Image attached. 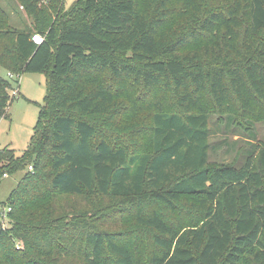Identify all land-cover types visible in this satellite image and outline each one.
Wrapping results in <instances>:
<instances>
[{
  "label": "trees",
  "instance_id": "obj_1",
  "mask_svg": "<svg viewBox=\"0 0 264 264\" xmlns=\"http://www.w3.org/2000/svg\"><path fill=\"white\" fill-rule=\"evenodd\" d=\"M2 1L0 119L15 91L4 73L45 74L47 94L25 153L0 149V183L33 168L7 201L0 264H264V146L239 169H211L204 102L233 122L234 111L262 117L264 0H224L208 13V0H150L147 11L142 0H77L69 11L65 0ZM191 9L192 40L166 39L170 11ZM128 85L161 88L179 108L153 114L149 152L98 139L89 120L117 112ZM183 199L203 214L186 230L144 207ZM115 212L151 234L148 257L104 230L100 217Z\"/></svg>",
  "mask_w": 264,
  "mask_h": 264
},
{
  "label": "rangeland",
  "instance_id": "obj_2",
  "mask_svg": "<svg viewBox=\"0 0 264 264\" xmlns=\"http://www.w3.org/2000/svg\"><path fill=\"white\" fill-rule=\"evenodd\" d=\"M0 2L4 4L2 0ZM223 2L224 0H208L209 7H204L205 12L208 13L218 8ZM76 3L77 0H65V10L69 11ZM140 4L145 11L151 7L150 0H142ZM196 4H198L197 1ZM172 6L176 5L173 3ZM197 14L193 13L192 9L184 13L177 10L170 11L166 25L162 29L163 36L166 39L180 37L192 40L189 33L197 28L195 20ZM17 18L12 14L13 24L17 23ZM22 18L30 23V19L25 14H22ZM4 76L7 78V73H4ZM13 89L15 93L12 92V103L7 109L6 117L0 119V149L9 148L19 158L29 148L40 107L44 104L47 94L46 75L21 74L19 82L13 81ZM125 89L119 93L122 96L117 100L119 103L117 112L90 117L89 120L98 128V139L106 138L114 145H127L128 149L134 152H149L151 151L153 114L159 110L175 112L179 111V108L161 88L143 90L128 85ZM204 102L211 108L209 110V167L216 169L229 165L241 168L258 145L264 146V113L260 111L262 117L259 121L253 122L246 121L248 119H243L241 113L234 111L231 113L236 119L233 122L234 119L223 117L217 112L208 96H204ZM25 170L2 179L0 183L1 203H7L11 192L28 172L27 168ZM104 203L108 204L109 201ZM144 207L148 211L159 212L167 221L182 230L192 225H199L203 220L199 201L183 199L178 201L173 209L161 203L146 201ZM100 218L101 222L107 224L104 230L121 241L124 240L135 257L146 258L154 250L150 240L151 234L135 228L129 212H115L112 221ZM72 243L74 242L71 241L70 245ZM76 244L79 246L78 243Z\"/></svg>",
  "mask_w": 264,
  "mask_h": 264
},
{
  "label": "built area",
  "instance_id": "obj_3",
  "mask_svg": "<svg viewBox=\"0 0 264 264\" xmlns=\"http://www.w3.org/2000/svg\"><path fill=\"white\" fill-rule=\"evenodd\" d=\"M33 42H35L36 44H41L43 39L39 34H34L32 37ZM7 78L11 81H17L19 82L20 80V75H15L12 73H8L7 74ZM15 93V92H14ZM28 170L30 172L33 171L32 167H29ZM12 212V207L8 204V203H1L0 202V232L1 231H6L9 229L10 224H11V220L9 215ZM20 245H17V248L19 249Z\"/></svg>",
  "mask_w": 264,
  "mask_h": 264
}]
</instances>
